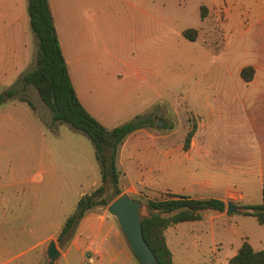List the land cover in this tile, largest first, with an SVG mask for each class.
Segmentation results:
<instances>
[{
	"label": "rangeland",
	"instance_id": "obj_1",
	"mask_svg": "<svg viewBox=\"0 0 264 264\" xmlns=\"http://www.w3.org/2000/svg\"><path fill=\"white\" fill-rule=\"evenodd\" d=\"M132 1L141 7L155 6L152 20L139 15L136 9L129 10L124 0H94L93 18L87 22L83 15L73 18L74 24L80 23L79 28L84 29L88 23L92 25L89 26L92 32L105 35L94 43L77 38L73 57H79L77 64L81 69L87 64L95 66L111 61L113 57L123 61L142 58L141 66L151 73L153 86L138 79L126 82L128 94L123 95L124 104L130 100L126 109L114 111L106 104L105 119L103 123L99 121L108 129L136 115L146 116L152 122V126L142 128L143 132L128 140L118 188L122 193L140 198L144 204L148 198L162 199L170 194L217 197L226 204L235 203L239 194H243L245 201L261 202L264 36L229 35L223 28V15L219 11L216 15L209 13L205 7L201 21L197 3L204 0ZM24 26L31 38L28 52L20 46L26 31L23 36L18 31L14 58L18 60L26 55V60L16 68L18 75L11 85H0V95L3 101L20 104L26 102L21 99L24 98L33 105H29L28 117L15 107L11 159L14 169H9L2 181H14L10 190L13 201L21 198L22 187L18 181L34 171L50 169L51 181L38 186V197L46 205V226L41 227L40 234L29 237L14 236L10 228L3 227L1 231L6 233L0 234V264H31L43 250L41 234L45 232L46 237L53 234L52 222L64 218L57 217L59 212L72 213L79 193H90L101 184L89 138L65 123L53 122L33 86L21 89L15 85L22 72L35 66L36 40L28 23ZM186 28L197 30L194 41L182 36ZM248 65L255 70L252 80L245 82L240 70ZM12 85L17 91L8 97L6 91ZM105 101L110 105L109 99ZM191 129H195L191 137L194 142L190 140L185 148L184 139ZM149 133L161 136L160 142L152 145L147 137ZM0 166H5L1 158ZM201 182L206 185H200ZM104 186L102 198L106 201L116 198L114 187L108 183ZM106 207L100 204L90 210L108 213ZM145 208L149 213L146 204ZM200 213L201 219L197 222L178 224L173 239L169 238L170 230L166 233L173 264H228L239 244L248 239L255 248L263 247L264 225L255 217L237 211L228 214L226 209L222 212L207 209ZM187 228L191 231L187 232ZM121 235L125 239L122 232ZM50 239L55 240L60 253L70 244L60 245L57 237H51L46 245ZM125 245L129 248L126 240ZM94 250L88 249L87 264L92 262ZM133 257L130 264H139ZM42 259V264H49L46 255ZM54 264L64 263L60 258ZM73 264H76L74 259Z\"/></svg>",
	"mask_w": 264,
	"mask_h": 264
},
{
	"label": "crops",
	"instance_id": "obj_2",
	"mask_svg": "<svg viewBox=\"0 0 264 264\" xmlns=\"http://www.w3.org/2000/svg\"><path fill=\"white\" fill-rule=\"evenodd\" d=\"M124 2L129 5V10L136 9L139 15H145L152 20V11L154 13L155 6L149 4L147 7H141L132 0H124ZM93 3L94 0H49L55 31L75 93L85 109L103 123L102 121L105 119L103 111L106 104L114 111L124 110L129 104L130 100H127L126 104H124L125 100L123 101V95L128 94V86H124L126 82L130 83L131 80L138 79L140 82H148L149 86H153V83L149 78L151 73L146 71L143 64L141 66L142 58L123 61L119 57H113L111 61L97 63L95 66L87 64L84 69L78 66L77 59L79 57L77 55L76 58L73 57L77 38L82 37L86 39L87 43H94L99 37H105L104 33L92 32V28L89 27L92 25L88 23L84 29L79 28L80 23H73V18L77 15L86 17V22L93 18ZM228 3L230 4L229 7L227 6ZM197 4L199 8L205 7L209 13L215 15L219 11L223 15L224 31L229 35L235 33V36L247 35L251 38L264 36V0H204V2ZM26 23L29 25L27 0H0V85H11L14 77L18 75L15 74L16 68L20 67L26 60V55L19 57L18 60L14 58L15 39L18 38V31H21L22 36L25 31L27 34L26 26H24ZM29 36L28 33L24 41L20 43L26 52H28V40L31 39ZM80 78L85 80L81 81ZM106 99H109L110 105L105 101ZM15 107L18 111L21 110L22 113H25L27 117L31 111L26 102L15 104L9 100L0 101V158L5 162L4 167L0 166V231L3 227H7L10 228L9 231H12L14 236L29 237L40 234L42 232L41 227L46 226V205L44 200L42 201L38 197V186L51 181V172L50 169H39V171H34L31 176L18 181L22 187L21 198L19 199L20 202L18 200L13 201L10 190L14 181L2 180L5 174H8L9 169H14L11 159H13ZM24 108H26L25 112ZM33 118L37 121L36 117L33 116ZM140 132H143L142 128L125 138L117 155L119 166L123 163V153L127 150L128 140ZM147 137L152 145L161 140V136L156 134L149 133ZM191 141L194 142V137ZM261 178L260 190L264 187V175ZM200 185L203 186L206 183L201 182ZM45 188L46 186L43 189ZM83 194L85 192L79 193L75 199L74 209L78 199ZM12 203L14 204L12 205ZM234 204L239 208L237 212L242 213L245 210L242 205L255 203L245 201L243 194H239ZM70 214L67 211L62 212V214L59 212L57 217L63 215L64 218L58 222L57 220L52 222L54 233L47 237L45 232L44 235L41 234L44 236L41 240L44 247L39 253V257L35 258L31 264H42L46 240L57 237L65 219ZM194 221L197 222L198 220ZM178 224L180 223L167 228L165 237L170 230L168 235L170 239H173L177 234L174 229ZM186 231L190 232L191 230L187 228ZM4 233L6 232H0L2 235ZM248 242L254 250L264 248V241L263 247L260 248H255L249 239ZM241 244L242 242L238 248ZM90 247L95 249V253H93L92 262L88 264H130L134 260V255L125 245V239L121 235L116 219L105 211L89 210L80 219L70 244L60 253L57 261L61 258L64 264H71V262L73 264L74 259L76 264H87V253L90 252L88 251Z\"/></svg>",
	"mask_w": 264,
	"mask_h": 264
},
{
	"label": "trees",
	"instance_id": "obj_3",
	"mask_svg": "<svg viewBox=\"0 0 264 264\" xmlns=\"http://www.w3.org/2000/svg\"><path fill=\"white\" fill-rule=\"evenodd\" d=\"M200 7L201 19L204 16ZM29 26L36 40L37 51L33 69L22 72L15 81V85L24 89L33 86L41 101L50 111L53 122L67 124L72 130L85 134L94 150V157L100 170L101 184L90 193H85L78 199L75 209L65 219L61 231L57 235L60 245L69 243L80 219L96 205H108L111 200H104L102 194L105 183L115 189L116 197L122 192L117 184L123 174L117 162V154L125 138L134 131L152 126L151 119L136 115L132 120L106 128L94 118L81 104L73 88L67 64L63 57L55 31L49 0H27ZM182 36L190 41L197 37L195 28H186ZM254 75V68L250 65L240 70L243 81L249 82ZM8 89L6 94L12 97L17 89ZM2 95H0V100ZM26 101L31 107L32 103ZM150 117V116H149ZM195 129L187 132L183 146L186 148ZM133 198L142 201L140 198ZM145 204L150 216L142 221V232L145 241L152 249L159 264H173L165 231L167 228L181 222L201 219V211H224L226 203L217 197H192L182 194H170L162 199H146ZM245 215L256 218L259 224L264 225V187L261 190V202L242 205ZM229 264H264V248L254 250L247 240H243L237 252L228 259Z\"/></svg>",
	"mask_w": 264,
	"mask_h": 264
},
{
	"label": "water",
	"instance_id": "obj_4",
	"mask_svg": "<svg viewBox=\"0 0 264 264\" xmlns=\"http://www.w3.org/2000/svg\"><path fill=\"white\" fill-rule=\"evenodd\" d=\"M226 212L239 211L237 205L228 201ZM108 214L113 216L123 233L125 240L139 262V264H159L155 254L144 239L142 221L150 216L146 211L145 204L133 197L128 192H123L114 198L106 207ZM45 255L49 264L60 256L55 240L50 239L46 245Z\"/></svg>",
	"mask_w": 264,
	"mask_h": 264
}]
</instances>
